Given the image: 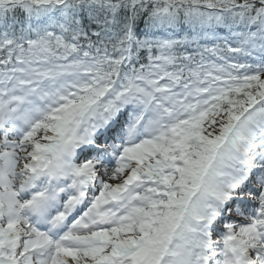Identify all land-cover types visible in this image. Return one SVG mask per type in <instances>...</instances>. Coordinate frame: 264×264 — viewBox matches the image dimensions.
<instances>
[{
	"label": "snow or ice",
	"instance_id": "snow-or-ice-1",
	"mask_svg": "<svg viewBox=\"0 0 264 264\" xmlns=\"http://www.w3.org/2000/svg\"><path fill=\"white\" fill-rule=\"evenodd\" d=\"M0 264H264V0H0Z\"/></svg>",
	"mask_w": 264,
	"mask_h": 264
}]
</instances>
